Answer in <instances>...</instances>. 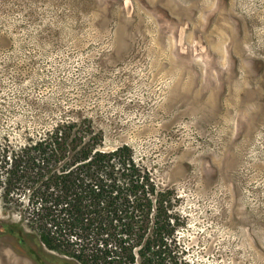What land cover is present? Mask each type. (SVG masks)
<instances>
[{
	"label": "rangeland",
	"instance_id": "obj_1",
	"mask_svg": "<svg viewBox=\"0 0 264 264\" xmlns=\"http://www.w3.org/2000/svg\"><path fill=\"white\" fill-rule=\"evenodd\" d=\"M63 120L180 196L186 264H264V0H0V148ZM27 200L0 264H81Z\"/></svg>",
	"mask_w": 264,
	"mask_h": 264
},
{
	"label": "trees",
	"instance_id": "obj_2",
	"mask_svg": "<svg viewBox=\"0 0 264 264\" xmlns=\"http://www.w3.org/2000/svg\"><path fill=\"white\" fill-rule=\"evenodd\" d=\"M103 141L90 121L63 120L0 148L2 204L27 197L23 215L40 218L41 243L81 264H186L180 196L129 145Z\"/></svg>",
	"mask_w": 264,
	"mask_h": 264
}]
</instances>
